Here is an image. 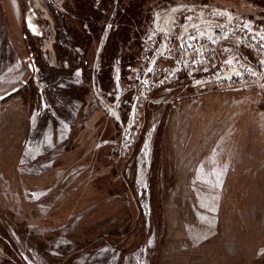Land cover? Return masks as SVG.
I'll list each match as a JSON object with an SVG mask.
<instances>
[{
	"label": "rangeland",
	"instance_id": "rangeland-1",
	"mask_svg": "<svg viewBox=\"0 0 264 264\" xmlns=\"http://www.w3.org/2000/svg\"><path fill=\"white\" fill-rule=\"evenodd\" d=\"M35 1L52 15L53 52ZM164 1L144 15L207 3L264 25L244 0ZM62 6L0 0V264H264V92L163 89L121 157L124 98L118 115L105 104L118 93L113 70L123 88L132 67L123 79L116 61L103 90L102 31L74 46Z\"/></svg>",
	"mask_w": 264,
	"mask_h": 264
},
{
	"label": "built area",
	"instance_id": "built-area-1",
	"mask_svg": "<svg viewBox=\"0 0 264 264\" xmlns=\"http://www.w3.org/2000/svg\"><path fill=\"white\" fill-rule=\"evenodd\" d=\"M42 1L56 13L64 12L63 0ZM111 28V21L104 24L101 45ZM140 45L123 88L119 70H113L118 93L115 103L105 104L118 115L117 101L124 98L125 119L119 120L121 157H129L136 145L134 126L141 120L144 105L163 89L179 83L192 89L264 92V25L232 9L207 3L159 6L151 13Z\"/></svg>",
	"mask_w": 264,
	"mask_h": 264
},
{
	"label": "trees",
	"instance_id": "trees-1",
	"mask_svg": "<svg viewBox=\"0 0 264 264\" xmlns=\"http://www.w3.org/2000/svg\"><path fill=\"white\" fill-rule=\"evenodd\" d=\"M149 1L151 0H98V11L100 12L101 10L104 15H97L96 22L99 24L96 27L99 28L95 30L92 26L90 27L89 23H86L87 21L85 19L77 18L76 21L79 29H75L77 31L72 32L68 27V16H63V28L69 35L73 45L84 49V51L88 49L86 45L87 38H89L86 30L82 29L84 23L87 24L89 33L95 35L94 39L98 41L99 33L102 31L104 24L112 16V19H110L112 28L99 54V72L97 79L103 90H110L112 68L116 61L120 62V68L123 74H121V78L123 79L125 78V67H132L137 61L140 42L151 19V15H144V9ZM158 1H163V5H168L164 0ZM244 1L264 10V0ZM114 2H116L115 6ZM96 33L98 34L96 35ZM125 50H127L126 53Z\"/></svg>",
	"mask_w": 264,
	"mask_h": 264
},
{
	"label": "crops",
	"instance_id": "crops-1",
	"mask_svg": "<svg viewBox=\"0 0 264 264\" xmlns=\"http://www.w3.org/2000/svg\"><path fill=\"white\" fill-rule=\"evenodd\" d=\"M98 0H65V10L67 13V20H68V27L71 29L72 32L77 31L75 29H79L78 28V24H77V18H82L85 19L87 22V24L89 23L90 27L92 26V28L98 29L99 27H96L97 23V15L103 16L104 13L100 10V12L98 11V6H97ZM33 8L31 9H39L40 13H41V18L44 19V24H45V28H47V31H49V34L46 35L47 39L43 37V35H41V41L42 43L45 45L46 48H48L50 51L53 52L52 50V45H54L55 42V28H54V22L52 20V15L50 13V10H48L45 6H43L42 4H40L39 1H35L33 4ZM84 23V25L82 26L83 30H86L87 36L89 38H87V47L89 48L90 46H94L96 43V40L94 39L93 34H90L89 32V28L87 27V24ZM27 29L30 31V34L33 36L38 35L37 34V30H39V28H36V26H34V24H29L27 25ZM98 33H96L97 35ZM85 45V43H84ZM101 51V50H100ZM100 54V52H99ZM98 54V55H99ZM61 61V60H60ZM63 62V59H62Z\"/></svg>",
	"mask_w": 264,
	"mask_h": 264
}]
</instances>
